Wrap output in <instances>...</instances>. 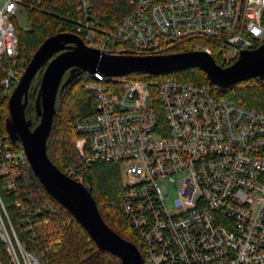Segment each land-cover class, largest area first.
Segmentation results:
<instances>
[{"label":"built area","instance_id":"built-area-1","mask_svg":"<svg viewBox=\"0 0 264 264\" xmlns=\"http://www.w3.org/2000/svg\"><path fill=\"white\" fill-rule=\"evenodd\" d=\"M43 1L0 0L3 96L31 61L20 57L17 24ZM81 1L88 18L78 35L109 53L120 43L136 54H163L197 38L192 50H216L226 67L264 44V0H129L132 10L112 35L101 32L90 0ZM91 77L85 87L95 105L74 122L77 148L89 163L121 166L123 192L112 203L136 232L143 264H264V111L175 76L158 83L157 104L146 81L117 90L106 83L113 77ZM6 138L0 135V176L14 191V167L30 164L23 145ZM16 205L30 228L36 213ZM0 238L14 264H41L16 234L1 192Z\"/></svg>","mask_w":264,"mask_h":264},{"label":"trees","instance_id":"trees-1","mask_svg":"<svg viewBox=\"0 0 264 264\" xmlns=\"http://www.w3.org/2000/svg\"><path fill=\"white\" fill-rule=\"evenodd\" d=\"M92 17L100 22L102 31L113 34L114 26L119 24L128 12L132 10L129 0H90ZM81 0H44L42 6L30 11L27 28L17 24L20 38V57L31 60L35 51L50 36L58 32L78 34V27L87 21L84 11H79ZM192 38L170 47L166 53L192 50V45L201 42ZM121 45V46H119ZM111 46V45H110ZM115 51L123 49L130 53H139L128 46L118 44ZM213 56L218 64L220 55L216 50ZM66 73L64 79L67 77ZM42 73L32 82L29 96L28 117L33 121V127L40 118L35 113V101L40 86ZM168 76L192 80L200 84L210 83L215 94L226 96L232 101L264 111V79L259 77L241 81L229 88H222L210 82L207 74L200 68L178 70L163 75H151L140 72L120 78H112L107 85H115L122 90L124 84L132 80H142L150 84L157 104V85ZM89 73H82L70 85L60 89L56 101V115L52 131L48 138L47 151L51 160L66 173L82 181L97 201L98 207L106 223L123 238L137 244L136 232L121 212L116 203L120 201L123 192L121 166L113 161L87 162L77 148L81 137L76 132L74 122L93 113L95 96L86 89L85 84L91 80ZM0 135L7 136L5 126L9 115V96H3L0 87ZM9 142H13L6 138ZM20 145L21 143H16ZM17 186L14 191L4 189L5 177L0 176V192L20 241L26 249L40 259L41 264H123L122 260L110 252L100 250L88 231L77 221L73 214L54 199L43 187L32 171L30 165L15 166ZM22 201L36 220L31 227L23 223V217L16 205ZM45 220H49L47 223ZM62 235V236H60ZM0 262L14 264L5 243L0 238Z\"/></svg>","mask_w":264,"mask_h":264},{"label":"water","instance_id":"water-1","mask_svg":"<svg viewBox=\"0 0 264 264\" xmlns=\"http://www.w3.org/2000/svg\"><path fill=\"white\" fill-rule=\"evenodd\" d=\"M189 68H200L211 83L222 88L251 78L264 79V44L242 52L236 62L223 67L206 51L153 55L109 53L89 46L78 34L62 31L48 37L35 51L9 98L6 130L14 143L23 145L34 174L45 190L88 231L99 249L118 256L123 264H143L139 247L106 223L90 189L82 181L63 172L48 155L47 143L57 112V95L60 89L70 85L84 72L93 77L97 74L124 77L140 72L163 75ZM39 73L42 76L35 113L40 122L33 127L27 113L31 85Z\"/></svg>","mask_w":264,"mask_h":264},{"label":"rangeland","instance_id":"rangeland-1","mask_svg":"<svg viewBox=\"0 0 264 264\" xmlns=\"http://www.w3.org/2000/svg\"><path fill=\"white\" fill-rule=\"evenodd\" d=\"M21 26L22 27H24V28H27V27H29L30 26V24H29V21H28V19H25V18H23V20H22V22H21ZM119 46H121V45H119ZM123 46H127V45H123ZM115 53H126L127 52V50L126 51H123V49H118V51L116 50V51H114ZM113 78H120V77H113ZM0 99H1V97H0ZM174 195H175V186H172V194H171V198H173L174 197ZM9 216H10V218H11V223H12V225H13V228H14V230H15V232H16V229H15V227H14V224H13V218H12V216L9 214ZM8 225V224H7ZM16 234H17V232H16ZM18 235V234H17ZM60 236H62V235H60ZM19 237V236H18Z\"/></svg>","mask_w":264,"mask_h":264}]
</instances>
